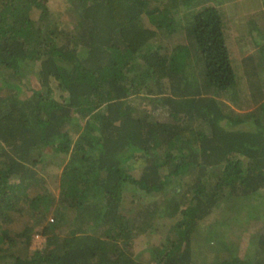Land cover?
Segmentation results:
<instances>
[{"label": "trees", "instance_id": "trees-1", "mask_svg": "<svg viewBox=\"0 0 264 264\" xmlns=\"http://www.w3.org/2000/svg\"><path fill=\"white\" fill-rule=\"evenodd\" d=\"M196 1L0 0V264H264L263 91Z\"/></svg>", "mask_w": 264, "mask_h": 264}, {"label": "rangeland", "instance_id": "rangeland-1", "mask_svg": "<svg viewBox=\"0 0 264 264\" xmlns=\"http://www.w3.org/2000/svg\"><path fill=\"white\" fill-rule=\"evenodd\" d=\"M49 8L50 9H59L61 12H65L66 8L63 7L65 4V0H49ZM210 4L215 5L220 13L222 14V17L224 19V26H225V40L227 43L230 59L232 61V65L235 68L236 72L239 71V67H245L248 71H251L249 77L247 75H244V78L247 80L251 77V79L254 81L255 85H258L263 91L264 95V77L259 78L252 72V66L256 62V58L261 57L264 59V0H198L194 2V6L198 7L201 4ZM180 9V8H179ZM188 8L181 4V10L178 12L176 18H180L181 20H185V13L184 11H187ZM68 13V12H67ZM66 12L63 15L68 16ZM68 18V17H67ZM66 18V19H67ZM74 21L70 20L69 24L73 25ZM188 38L184 35V32L181 31V34L177 33L173 36H162L159 34L157 38H155L152 42V46H157L159 43H166L169 46H173L177 43H187ZM258 46H261L260 49H257V43ZM248 56L255 57L253 61H250V58ZM251 62V65L249 64ZM264 62V61H263ZM262 62L263 66L264 63ZM245 63V64H244ZM241 66H238V65ZM244 64V65H243ZM259 69V68H258ZM263 70V71H262ZM258 73L261 75H264V67L261 69V71ZM30 75V74H29ZM242 74L239 72V76ZM238 76V73H237ZM238 81H239V77ZM241 83L243 81H240ZM242 87V86H241ZM241 103H242V109L238 110V108H234L236 111L244 112L254 109L257 105V101L254 99L253 101H247L245 100L244 91L241 92ZM257 98L259 99V94H257ZM233 106V105H232ZM52 150L47 149L46 150V156L54 157L50 160V162L44 166L41 165L42 168V174L46 177V182L49 185L50 190L54 195L58 194V173L60 171V168H58L57 163L55 160H60L59 156L52 155ZM52 161V162H51ZM59 163H62L61 161ZM164 172V170H163ZM140 195L143 194L142 190H139ZM129 193V192H128ZM131 193L128 194L130 196ZM252 197L249 198L250 208H257L260 207V209L264 208V190L260 192L259 194L251 195ZM242 208V210L246 209ZM241 212L243 213L244 210ZM17 218L14 222V230H18L21 227V223L24 220L23 216L15 215ZM48 217L54 218L53 214H50ZM257 220V221H256ZM264 219L259 218L255 219V222L247 225L248 232L245 235V238L243 242H246L248 240L247 236L256 229V226H264ZM67 226H62L61 230L64 232L66 230ZM240 233V232H237ZM237 233H235L237 235ZM236 237V236H235ZM32 247L40 246L41 243L44 241V237L41 235H35L32 237ZM146 241L144 238L138 237L135 240V246L134 251L137 253L139 250L141 251L146 246ZM139 251V252H140Z\"/></svg>", "mask_w": 264, "mask_h": 264}]
</instances>
